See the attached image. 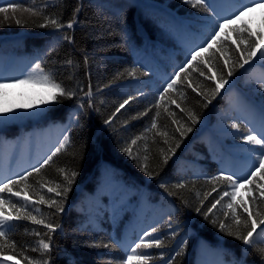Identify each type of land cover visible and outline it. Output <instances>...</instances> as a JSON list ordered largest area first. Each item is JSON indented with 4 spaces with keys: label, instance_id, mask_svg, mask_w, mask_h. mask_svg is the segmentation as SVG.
<instances>
[{
    "label": "trees",
    "instance_id": "1",
    "mask_svg": "<svg viewBox=\"0 0 264 264\" xmlns=\"http://www.w3.org/2000/svg\"><path fill=\"white\" fill-rule=\"evenodd\" d=\"M20 2L26 3V0ZM41 2L35 0L37 6ZM51 2L56 4V0ZM78 4L81 10L73 29L56 32L40 28L36 26L42 22L39 18L22 12L16 16L26 24L16 25L9 21L0 26V70L16 72L40 62L45 72L52 73L64 87L75 88L78 83L87 91L90 82L94 92V108H88L86 103L84 109L79 108L82 98L87 99L81 92L76 97L61 98L57 103L49 102L43 117L0 127V177L36 164L63 138L65 130L70 138L68 148L54 157L51 166L42 170L47 179L57 182L61 180L57 167L78 172L65 201V212L52 216L50 213L54 210L41 205V213L37 214L60 225L52 234L49 264H122L126 258L123 245L133 243L141 229L156 223L163 225L169 215L178 225V235L175 242L169 241L168 247L163 249L165 254L173 255L176 244L181 239L188 240L183 255L177 257L175 264H233L241 259L244 264H264L256 248L221 232L195 211L197 203L192 184L182 190L184 199L189 202L187 206L160 187L162 183L172 184L177 180L194 181L195 190L203 193L213 186L207 179L221 170L240 176L246 173L249 161L242 149L248 146L230 136L228 133L235 130L228 129L227 125L233 121L241 123L243 132L245 123L255 124L254 117L260 114L261 104L248 94L247 86L251 85L250 76H264V67L256 63L248 72L237 69L230 78L231 83L225 85L206 108L202 97L180 85V90L186 93L182 107L196 112L199 122L192 125L185 113L171 105L176 119L192 127V131L181 138L175 132L176 125L161 109L158 127L169 132V144L179 141L180 147L167 165H160L159 149H167L168 145L154 135L156 130L145 132L156 110L137 119L132 117L151 107L157 89L184 62L187 49L199 43L207 33L205 14L185 4L184 0H60L56 7L47 11L56 13L61 22L67 23ZM26 6L29 5L26 3ZM221 12L226 15L223 10ZM121 31L126 39H121ZM65 33L72 37V43L62 38ZM229 34L235 38V33ZM67 59H72L75 66L66 65ZM133 67L147 75L138 74L135 79L125 75L110 87H104L118 72ZM217 67H222V61ZM192 78L201 82L204 89L214 87L212 81H205L196 73ZM97 88L101 91L97 92ZM139 92L145 95L139 96ZM129 95L138 98L126 105L111 125H105L104 120ZM238 97L250 106V110L237 105ZM175 98L179 102V96ZM74 113L79 115V123L69 121ZM141 133L145 139L132 146L134 159L121 148ZM145 143L149 149L147 153ZM146 154L149 159L144 161ZM142 163H147L149 169L159 175L149 178L141 171L139 165ZM36 179L39 177L29 178V183ZM217 187L219 191L223 185ZM239 193L240 198H247V187L241 188ZM216 196L217 193H213L205 201L202 211ZM121 202V210L113 218V205H121ZM98 207L103 210L97 215ZM214 213L223 218L220 211L214 210ZM25 227L42 233L46 231L42 225L18 222L10 236L20 247L33 245L38 239L26 233ZM161 231L167 232V229ZM101 242L112 247L89 246ZM256 247H264V242H258ZM149 251L156 254L162 250ZM26 254L39 258V253L27 251ZM17 259L25 264L22 258ZM5 264H15V261Z\"/></svg>",
    "mask_w": 264,
    "mask_h": 264
},
{
    "label": "snow or ice",
    "instance_id": "2",
    "mask_svg": "<svg viewBox=\"0 0 264 264\" xmlns=\"http://www.w3.org/2000/svg\"><path fill=\"white\" fill-rule=\"evenodd\" d=\"M59 2L60 0H56V4ZM26 3L29 6H26ZM26 3L20 2V0H0V4L3 5L0 6V17H2L0 26L9 21H14L16 25L26 24L25 21L16 16V13L22 12L42 21L36 26L51 28L56 32H60L63 29H73L74 24L78 22L77 15L81 10L78 4L73 10L72 18L67 23H63L56 13L47 11L49 8L56 7V4L52 3L51 0H42L39 6L35 4V0H26ZM184 3L205 14L203 19L207 24V33L202 35L199 43L187 49L184 62L157 89L156 98L151 107L132 117L137 119L146 116L153 109L156 110L151 118L150 127L146 128L145 132L156 130L154 135L162 138L163 143L168 145L167 149H159L160 165H167L175 155L176 149L180 147L179 141H176L174 145L169 144V132L158 127L161 109L171 118V123L176 125L175 132L179 133L181 138L191 132L192 127L176 119V112L171 110V105H175L180 112L185 113L192 125L199 122L196 112L182 107L186 93L180 90V85H184L186 88L191 89L193 93H196L197 96L202 97L205 101L203 106L206 108L221 93V89L231 83L230 78L237 69H244L245 72H248L256 63H260L264 67V17L261 19L259 29L251 27L249 22L244 19L246 14H250L257 9L264 10V0H232V8L226 15L222 14L217 0H184ZM238 21L240 24H237ZM233 25L236 26L233 27ZM229 32L235 33V38H232ZM119 34L121 39H126L123 31ZM62 38L72 43V37L66 33ZM228 41H231V43H227ZM219 61H222V67H217ZM84 62H88L87 56L84 57ZM65 64L69 67L75 66L72 59H67ZM246 65L249 68H245ZM31 69V72L23 79L0 77V96L6 95L5 90L9 87L34 84L44 86L46 90L47 99H42L41 104L57 103L61 98L76 97L82 92L83 97L87 99L84 101L82 98L79 108L84 109L85 103L88 108L95 107L94 92L90 82L87 91H84L78 83L75 88H66L61 82L56 81L52 73L45 72L42 63H34ZM193 73L198 74L205 81H212L214 87L204 89L201 82L193 80ZM138 74L147 75L146 72H142L141 69L136 67L125 69L124 72H118L113 81H110L104 87H110L114 81L122 79L125 75L135 79ZM69 79H72L71 75ZM249 81L255 91L264 97V76H250ZM96 91L99 92L101 89L97 88ZM138 95L144 96L145 93L139 92ZM177 95L180 98L179 102L175 98ZM137 98V96L129 95L123 102L119 103L111 116L105 119L103 123L111 125L117 114L121 113L126 105ZM236 103L239 107L250 110V106L241 98L238 97ZM20 107L25 108V111H27L32 106ZM12 111L14 110L7 107L0 108V122H3V118H7V114ZM69 121L79 123V115L76 113L70 115ZM251 123V121H248L243 125L245 129L243 132L241 131V123L233 121L227 125L228 129L235 130L228 134L248 146L242 149L247 153L249 161L248 170L243 176L236 173L225 174L221 170L217 175L207 179V183L213 186L210 191L203 193L195 190L194 181L177 180L172 184L162 183L160 187L164 188L169 196H176L182 204L187 206L189 202L184 199L182 190L192 184L197 203L195 211L203 215L205 220H209L214 227H218L221 232L230 237H235L246 246L256 248L261 258L264 259V247H256L258 242H264V227H260L264 225V207H261L264 205V104L260 106L259 127L250 126ZM164 128L166 129L167 125ZM66 131L63 138L57 141V145L38 160L36 164L18 173L0 177V257H3L0 264H5L7 261H15V264H20V259H17V257L22 258L25 264H49L47 257L52 251V234L57 231L60 225L46 220L43 215L38 216L37 214L41 213V205L54 210L50 213L52 216L65 212V201L69 192L72 191L78 172L66 167H57L56 171L61 177V180L57 182L47 179L42 170L46 166H51L54 163V157L66 150L71 144ZM144 139V133H141L136 138L131 139L128 146L122 147L121 151L133 157L132 146L136 145L139 140ZM155 142L154 140L153 143ZM144 150L146 153L149 151L147 143H145ZM148 159L149 156L146 154L143 160L147 161ZM139 166L141 171L145 172L149 178L159 175V172L150 170L147 163H142ZM33 176L39 177V179H36L34 183H29V178ZM217 185H223V187L218 191ZM244 187H247V198H240L239 190ZM213 193H217V196L213 197L210 206L202 211L205 201ZM218 206H220L219 209ZM121 207L122 202L121 205L114 203L113 218L121 210ZM102 210L98 207L97 215ZM214 210L220 211L223 218L217 216ZM20 221H29L32 225H42L46 231L42 233L38 229L25 227L26 233L34 235L38 239L33 245L20 247L10 236L13 228L17 227ZM162 228H166L167 232H162ZM258 228L259 232H257ZM177 229L178 225L174 224L170 215L163 225L156 223L148 228L141 229L133 243L123 245L126 258L122 264H151L153 261H156L157 264H175L177 257L183 255L188 240L181 239L176 244L173 255H166L163 249L168 247L169 241H176ZM254 233H256V236H254ZM89 246L112 247L109 243L102 242L92 243ZM117 247H120V245H117ZM154 248L162 251L156 254L149 251ZM27 251L39 253V258L27 255ZM244 251L246 252L247 249ZM233 264H244V261L242 259L235 260Z\"/></svg>",
    "mask_w": 264,
    "mask_h": 264
},
{
    "label": "rangeland",
    "instance_id": "3",
    "mask_svg": "<svg viewBox=\"0 0 264 264\" xmlns=\"http://www.w3.org/2000/svg\"><path fill=\"white\" fill-rule=\"evenodd\" d=\"M220 5L227 11H230L232 8V0H219ZM264 17V10L257 9L256 11L246 14L244 19L249 22L251 27L259 29L261 24V19ZM239 22V21H238ZM31 66L26 68H21V71L18 73V76L15 78L23 79L31 72ZM3 75L0 74V77ZM248 94L254 96L259 104H264V97L255 91L252 85L247 86ZM6 95L0 96V108H10L14 111L7 114V118H3V122H0V127L10 125L13 123L20 124L27 121H32L43 117L46 112L47 104H41L42 99H47L46 90L44 86L34 85V84H22L16 85L14 87H9L5 90ZM32 107L25 111V108L20 106H29ZM256 127H259L260 115L254 117ZM247 157V155L245 156ZM248 158V157H247ZM205 264V263H201Z\"/></svg>",
    "mask_w": 264,
    "mask_h": 264
}]
</instances>
